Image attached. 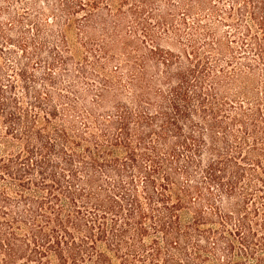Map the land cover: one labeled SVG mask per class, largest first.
I'll return each mask as SVG.
<instances>
[{
  "label": "trees",
  "instance_id": "16d2710c",
  "mask_svg": "<svg viewBox=\"0 0 264 264\" xmlns=\"http://www.w3.org/2000/svg\"><path fill=\"white\" fill-rule=\"evenodd\" d=\"M0 264H264V0H0Z\"/></svg>",
  "mask_w": 264,
  "mask_h": 264
}]
</instances>
